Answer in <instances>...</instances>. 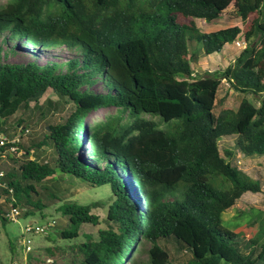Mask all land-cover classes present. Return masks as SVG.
Masks as SVG:
<instances>
[{"label": "trees", "instance_id": "16d2710c", "mask_svg": "<svg viewBox=\"0 0 264 264\" xmlns=\"http://www.w3.org/2000/svg\"><path fill=\"white\" fill-rule=\"evenodd\" d=\"M263 3L9 0L0 6V39L6 45L5 50L0 44V133L18 135L1 148L16 147L0 159L12 164L1 178L0 203L6 205V210L0 206L1 222L9 220L13 208L18 216L42 209L36 185L59 173L108 187L110 194L104 226L96 234L83 232L77 242L70 241L80 236L83 223L100 224L93 204L58 206L68 219L58 234L68 242L47 248L53 264H137L133 254L140 238L152 242L147 264H264V222L260 240L252 241L255 248L242 251L222 218L226 211L245 212L243 195L261 191V185L231 164L230 150L222 156L218 147L221 137L231 136L243 155L264 156ZM229 7L241 26L199 30L196 19L210 22ZM239 36L245 46L231 64L220 72L197 71L200 50L220 52ZM64 47L74 54L63 61L7 58L21 49L38 54ZM98 78L106 91L89 89ZM222 80L242 94L235 106L217 99ZM48 90L57 100L38 105L41 113L72 104L47 124L39 142L51 147L50 162L24 145L21 134L30 131L23 116L13 119L15 129L7 126L10 117L37 105ZM108 106L121 108L130 120L87 122L90 111ZM144 114L157 116L166 128ZM158 240L173 241L190 259L172 261Z\"/></svg>", "mask_w": 264, "mask_h": 264}, {"label": "rangeland", "instance_id": "374dc122", "mask_svg": "<svg viewBox=\"0 0 264 264\" xmlns=\"http://www.w3.org/2000/svg\"><path fill=\"white\" fill-rule=\"evenodd\" d=\"M9 0H0V6L4 5ZM264 12V3L262 6ZM196 24L199 30L203 32L216 31L222 28L231 26H241V18L234 12L233 7H229L219 18H216L210 22H206L203 19H196ZM0 44L6 50L0 39ZM244 46L243 37H237L235 42L227 43L223 50L220 52H214L206 55L201 50L198 55V61L196 65L197 71L205 75L206 73L220 72L226 66L231 64L240 50ZM36 53V52H35ZM29 51L28 49H21L17 53L8 54V60L22 62L28 59H36L44 63L47 60L59 59L60 61L66 60L71 57L74 52L68 48H58L54 50L41 51L38 54ZM105 85L100 78L89 89L95 92H104ZM255 105H258V101L251 94L244 95ZM242 97L241 93L235 92L231 89L230 85L222 80L218 92L217 99H222L223 104L226 106H235L239 103ZM47 99L52 101L57 100V96L48 90L39 100L38 104L31 103V107L15 116V114L9 118L7 126L10 130L15 129L16 117L23 116L24 123H28L29 133L21 134L24 145H30L33 151V155L40 161L50 162L53 159V153L51 147L44 143L39 145L42 139L47 124H53L58 121L61 114L64 113V109L70 108L71 103H66L65 108L51 109L45 114L40 112L39 106L46 107ZM219 103L215 107V112L219 110ZM15 116V117H14ZM119 117L121 123H126L130 120L128 113H125L121 108L115 106L102 107L89 112L87 122L92 123L99 120H105L107 118ZM143 117L158 121L157 116L144 114ZM160 127L166 128V124L158 121ZM23 125V124H22ZM24 126V125H23ZM22 127V126H21ZM18 128V134H19ZM88 129V128H87ZM18 137V135H16ZM83 146H86V140L83 141ZM80 150L81 156L86 157L85 148ZM218 147L222 156H224L223 150L227 149L232 152L230 162L236 165L252 179L258 180L261 185V191L259 192H245L243 199L248 203L246 211L238 213L236 210H230L222 213L223 225L228 229L234 231L239 241L240 249L242 251H248L254 249L255 245L252 241L260 240V232L263 228L262 221L264 222V156H245L236 150L234 145V138L231 136H223L218 140ZM12 153V150H9ZM3 170L9 169L11 163L7 161L0 163ZM40 198V202L44 204L42 209H36L32 207V213L28 216H14L11 214L6 215L9 219L7 222L2 223L0 219V264H53V256L50 255L47 248L53 245H64L67 240L61 239L59 236V230L65 228L68 224V219L65 215L61 214L58 206L62 202L76 201L78 203L93 204L92 212L99 216L100 224L94 226L90 223H83L79 228L80 236L70 242H77L83 240L82 233L96 234L97 228L104 226L103 219L106 215L107 202L110 194L108 187H96L91 186L88 182L72 177L70 175H63L55 173L54 175L47 177L41 183L36 185ZM1 202V200H0ZM3 210H6V205L0 203ZM47 220H55L54 225L44 234L31 235L32 250L25 253L23 246L19 239L21 238L23 228L27 223L43 224ZM157 243L165 248L172 261L186 262L190 259L191 255L185 250H176L173 241L158 240ZM152 246L150 240L140 238L137 245V249L134 251L133 259L137 264H147L150 259L149 249ZM56 264H63V261H58Z\"/></svg>", "mask_w": 264, "mask_h": 264}, {"label": "built area", "instance_id": "2783aa9c", "mask_svg": "<svg viewBox=\"0 0 264 264\" xmlns=\"http://www.w3.org/2000/svg\"><path fill=\"white\" fill-rule=\"evenodd\" d=\"M244 46H245V42H244ZM16 141H18V137H16V135L10 138L8 137V135L4 133H0V159L4 158L6 154L9 152V150L14 151L16 147L14 145H11L9 148H5L4 150H1V148L6 143H14ZM3 176H4V170L0 168V185L2 183L1 178ZM9 214H11V217H14L16 215L18 216V210L16 208H13L8 213V216ZM54 223L55 220H47L43 224L27 223L24 226L21 238L19 239L21 245L23 246L24 252L28 253L29 251L32 250L31 235L46 233L54 225Z\"/></svg>", "mask_w": 264, "mask_h": 264}]
</instances>
